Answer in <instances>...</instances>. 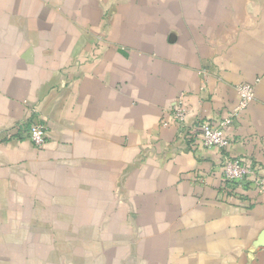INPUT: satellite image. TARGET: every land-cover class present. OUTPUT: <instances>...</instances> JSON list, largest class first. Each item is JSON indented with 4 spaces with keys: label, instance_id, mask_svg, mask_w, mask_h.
Masks as SVG:
<instances>
[{
    "label": "crops",
    "instance_id": "1",
    "mask_svg": "<svg viewBox=\"0 0 264 264\" xmlns=\"http://www.w3.org/2000/svg\"><path fill=\"white\" fill-rule=\"evenodd\" d=\"M243 82L230 154L264 173V0H0V264H264V194L221 200L198 130Z\"/></svg>",
    "mask_w": 264,
    "mask_h": 264
},
{
    "label": "built area",
    "instance_id": "2",
    "mask_svg": "<svg viewBox=\"0 0 264 264\" xmlns=\"http://www.w3.org/2000/svg\"><path fill=\"white\" fill-rule=\"evenodd\" d=\"M238 92V103L225 120L220 123L204 120L198 125L202 145L205 148H218L223 156L222 169L226 180V185L220 191V199L223 201L239 198L243 191L252 186L260 194H264V173L260 166L254 161L230 154L231 139L227 135L225 126L231 124L233 119L255 100L256 84L243 82L238 85ZM188 113L189 110L184 104L183 98L180 97L172 112L174 121L183 126ZM168 123V121L162 120L163 125H168ZM16 128L20 138L29 139L36 147H42L47 142L49 130L43 122L20 123Z\"/></svg>",
    "mask_w": 264,
    "mask_h": 264
}]
</instances>
